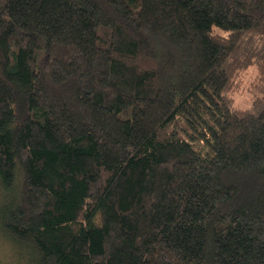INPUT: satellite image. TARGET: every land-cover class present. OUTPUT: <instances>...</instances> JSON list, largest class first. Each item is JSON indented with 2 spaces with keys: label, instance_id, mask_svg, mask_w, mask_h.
Instances as JSON below:
<instances>
[{
  "label": "trees",
  "instance_id": "trees-1",
  "mask_svg": "<svg viewBox=\"0 0 264 264\" xmlns=\"http://www.w3.org/2000/svg\"><path fill=\"white\" fill-rule=\"evenodd\" d=\"M0 231V264H264V0H0Z\"/></svg>",
  "mask_w": 264,
  "mask_h": 264
},
{
  "label": "rangeland",
  "instance_id": "rangeland-1",
  "mask_svg": "<svg viewBox=\"0 0 264 264\" xmlns=\"http://www.w3.org/2000/svg\"><path fill=\"white\" fill-rule=\"evenodd\" d=\"M256 75L257 69L252 66L238 76L237 81L239 82V88L233 96L235 105L241 107H248L251 105L252 97L255 93ZM0 239H6L1 231Z\"/></svg>",
  "mask_w": 264,
  "mask_h": 264
}]
</instances>
